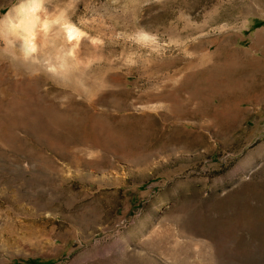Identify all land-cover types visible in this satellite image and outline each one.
Wrapping results in <instances>:
<instances>
[{
  "label": "rangeland",
  "instance_id": "rangeland-1",
  "mask_svg": "<svg viewBox=\"0 0 264 264\" xmlns=\"http://www.w3.org/2000/svg\"><path fill=\"white\" fill-rule=\"evenodd\" d=\"M41 1L78 37L0 24V264H264V0Z\"/></svg>",
  "mask_w": 264,
  "mask_h": 264
},
{
  "label": "bare ground",
  "instance_id": "bare-ground-1",
  "mask_svg": "<svg viewBox=\"0 0 264 264\" xmlns=\"http://www.w3.org/2000/svg\"><path fill=\"white\" fill-rule=\"evenodd\" d=\"M35 3L38 7L28 15L25 23L21 27L14 28L12 25L3 24L5 38H7V40H9L12 35L15 36V38H19L18 40L23 42L25 49L31 54L33 51L37 50L39 37L43 36L47 38L51 35L52 31L55 30L63 36L66 42L73 38L77 39L78 31L69 25L70 23L68 24L62 19H55L51 22L44 20L41 11L43 5L42 1L35 0ZM9 43L12 46L13 43Z\"/></svg>",
  "mask_w": 264,
  "mask_h": 264
},
{
  "label": "clouds",
  "instance_id": "clouds-1",
  "mask_svg": "<svg viewBox=\"0 0 264 264\" xmlns=\"http://www.w3.org/2000/svg\"><path fill=\"white\" fill-rule=\"evenodd\" d=\"M38 5L35 0H15L12 4L8 13L4 17H0V24L12 25L14 28L21 27L28 15L35 11ZM50 72H55V67H50L48 69Z\"/></svg>",
  "mask_w": 264,
  "mask_h": 264
},
{
  "label": "trees",
  "instance_id": "trees-1",
  "mask_svg": "<svg viewBox=\"0 0 264 264\" xmlns=\"http://www.w3.org/2000/svg\"><path fill=\"white\" fill-rule=\"evenodd\" d=\"M260 24H261V23H260ZM12 264H19V263L15 262V263H12Z\"/></svg>",
  "mask_w": 264,
  "mask_h": 264
}]
</instances>
